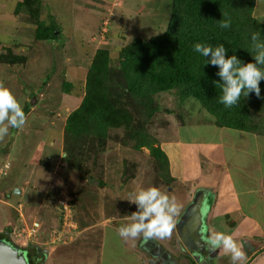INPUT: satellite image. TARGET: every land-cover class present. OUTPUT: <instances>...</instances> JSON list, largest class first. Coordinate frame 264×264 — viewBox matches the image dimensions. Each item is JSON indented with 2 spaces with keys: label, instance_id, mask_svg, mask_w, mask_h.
<instances>
[{
  "label": "rangeland",
  "instance_id": "rangeland-1",
  "mask_svg": "<svg viewBox=\"0 0 264 264\" xmlns=\"http://www.w3.org/2000/svg\"><path fill=\"white\" fill-rule=\"evenodd\" d=\"M21 1L0 0V54L10 50L25 58L18 64L0 62V81L12 91L27 118L19 129L7 121L0 125L9 128L0 140V235L13 250L32 248L42 257L38 264H166L153 256L154 247L164 251L171 264H194L176 233L177 219L194 199L188 191L203 183L212 185L222 168L220 181L234 182L237 201L245 203L244 174L257 167L258 147L251 137L257 134L227 128L219 134L213 117L196 99L189 97L179 104L177 94L170 91L154 97L161 109L146 125L161 149L160 143L172 144L166 145L168 175L159 173L146 148L135 150L122 129L111 131L97 154L86 150L84 142L65 144V118L81 103L87 66L96 49H108L111 66H116L119 50L133 38L158 36L166 29L171 0H82L90 11L75 23L72 7L66 14V7L39 0V21L54 22L59 31L50 41H35V22L24 12L15 15ZM128 7L135 13L119 17L118 12ZM64 83H70L69 93L63 91ZM261 119L264 125V113ZM67 147L74 154L81 150L82 154L77 153L85 159L82 171L66 167ZM192 182L198 185L191 187ZM151 186L174 197L179 207L171 236L122 238L119 228L132 223L129 217L140 210L132 201L141 189ZM66 199L70 214L64 220L61 204ZM220 201L225 211L227 200ZM225 220V216L217 217L213 229L226 234L235 231L225 227ZM34 223L39 225L38 233L27 239L20 231ZM126 240L130 250L123 247Z\"/></svg>",
  "mask_w": 264,
  "mask_h": 264
},
{
  "label": "trees",
  "instance_id": "trees-1",
  "mask_svg": "<svg viewBox=\"0 0 264 264\" xmlns=\"http://www.w3.org/2000/svg\"><path fill=\"white\" fill-rule=\"evenodd\" d=\"M39 2L22 0L16 4L14 13L24 12L35 22V41L54 40L59 31L54 22L45 25L39 21ZM255 2L171 0L166 29L158 36L133 38L119 50L116 66H111L108 49H96L87 66L81 103L65 119V144L68 146L69 141L76 145L84 142L86 150L93 149L97 154L104 149L110 132L122 129L125 137L134 143L133 148H146L159 173L168 175L167 155L157 140L147 133L146 125L161 109L154 97L170 91L177 94L179 104L189 97L196 99L213 117L218 128L263 135V118H259L264 113V79L260 81L259 97L254 93L246 98L242 95L237 105L225 107L219 102L225 83L217 75L219 66L209 63L210 54L202 56L194 49L197 43L213 48L223 44L225 58L235 55L242 64L254 63V56L259 51L256 45L264 43V23L253 15ZM225 19L230 20L229 28L220 27V22ZM256 31L260 35L257 41H253L251 34ZM8 51L0 54V62H25L23 56ZM257 66L264 70V65ZM70 86V83H64L63 91L69 93ZM78 151L81 152L77 149L74 154L67 147L64 163L80 172L85 159ZM164 181L169 184L171 179L167 177ZM2 247L16 251L0 235ZM18 256L29 264H38L42 260L32 248L18 251Z\"/></svg>",
  "mask_w": 264,
  "mask_h": 264
},
{
  "label": "clouds",
  "instance_id": "clouds-1",
  "mask_svg": "<svg viewBox=\"0 0 264 264\" xmlns=\"http://www.w3.org/2000/svg\"><path fill=\"white\" fill-rule=\"evenodd\" d=\"M221 28H229L230 20H222ZM259 31L252 32L251 39L257 41ZM259 51L254 56V63L242 64L235 55L225 58L226 49L223 44L213 48L208 45L197 43L194 46L196 52L202 56L211 55L209 63L219 66L217 75L225 82L222 87L223 95L219 102L225 107L231 108L237 105L241 96L245 98L254 93L257 97L261 94L260 81L264 79V70L257 65H264V43L256 45ZM26 116L21 104L17 101L12 91L0 81V125L5 121L14 128H22L26 123ZM8 127H0V140L8 134ZM134 202L140 209L133 212L129 219L133 221L127 225H122L118 232L122 238H136L141 234L144 238H168L171 236L175 226L174 217L179 212V207L175 198H170L168 194L162 192L156 186L141 189L135 196ZM206 244L208 251H215L221 247L225 253L231 254L233 264L245 259V252L242 245L234 239V234L217 232L211 236Z\"/></svg>",
  "mask_w": 264,
  "mask_h": 264
},
{
  "label": "crops",
  "instance_id": "crops-1",
  "mask_svg": "<svg viewBox=\"0 0 264 264\" xmlns=\"http://www.w3.org/2000/svg\"><path fill=\"white\" fill-rule=\"evenodd\" d=\"M40 1L42 2L44 0H40ZM49 1L50 2L53 1V3L56 4L55 7L57 6V8L65 10L63 6L66 7L68 10L65 11L66 14H69V11L72 12V8H73V14L71 16L74 19V23L75 20L77 19L82 21L83 18L81 17V14H88V12L90 11L89 4L87 2L82 3V0L81 1L49 0ZM47 2L48 0L44 3ZM86 4H88V6ZM122 8L125 9V5ZM132 12L135 13L133 9H130V7H128L126 8V11L123 10V12L121 11L118 12L119 13L118 16L122 18L123 13H127L129 18L130 15H132ZM253 15L260 22L264 23V0H256ZM134 17L136 16H133V18ZM120 21L121 20H119V22ZM74 23H72L73 26L75 25ZM215 129L219 131L218 132L219 134H223L224 131L226 130V128H218L216 126ZM235 132L238 133V131ZM251 137L257 142L258 159L256 160L255 163L257 167L254 169V172L249 171L248 173L245 171L244 174L245 177L243 182L245 185L244 187L245 189H243L244 191L243 193L246 196L245 203L243 201L241 202L237 201L238 198L237 197L238 195L236 193L237 188L233 185L234 182L232 183L231 181H220L221 179L220 176L221 174H223L222 168L220 170L221 171L220 176L218 177V179L217 178L214 179L213 181L214 183L212 185L210 184L205 185L203 183V185L197 186L195 188H192V190L188 191V193H190L188 194V196L191 195L192 198H194L195 195L198 193L204 194L206 207L208 206V208H206L203 217L204 226H205L204 232L205 235L207 236V239H209L211 236L217 233V231H215V229H213L214 227L212 226L215 219L221 215L226 217L225 227L234 228L235 231H230V232L228 231L227 234H234V239L237 241L238 244L242 245V250L245 252V259L243 261H238L237 264H264V135H258V136L253 135ZM160 145L162 146V150L165 152L168 158V152H167L168 147L166 145H172V144L160 143ZM48 159L50 160V162H52L50 155L48 156ZM214 165L216 166L218 164H214ZM169 170H170V166H169ZM252 179L254 181L253 184L251 183ZM200 180H202V178H200ZM194 184L196 183L192 182V184L190 183V186L192 187V185ZM221 198H225V200H227V207L224 209L225 211H222L221 209V204L224 201L222 200L221 202L220 201ZM233 201L236 202L232 203ZM191 202L192 200L189 202V204ZM180 218L177 219V223H176L177 226ZM210 224H212L211 227ZM129 244L130 243L127 240L124 241L123 242L124 249L130 250L131 248ZM180 245H182V243ZM180 245H179V252L182 251ZM100 255H101V249H100ZM135 255L138 258L137 252L135 253ZM204 256L205 258H203L202 260L199 259L197 260L195 256H193V258L191 259L193 260L194 264H233L231 259V254L225 253L222 246L216 248L215 251H211V252L207 251L206 254H204ZM179 262L181 264H185L184 262L182 263V261ZM137 264H140V262L138 261Z\"/></svg>",
  "mask_w": 264,
  "mask_h": 264
},
{
  "label": "water",
  "instance_id": "water-1",
  "mask_svg": "<svg viewBox=\"0 0 264 264\" xmlns=\"http://www.w3.org/2000/svg\"><path fill=\"white\" fill-rule=\"evenodd\" d=\"M18 192L15 191L16 194ZM205 207L204 194L198 193L179 220L177 234L180 242L187 249L196 246L200 252L204 251L205 241L203 240L202 229L204 228L203 213L206 211ZM0 264H27V262L23 257L18 256L17 250L12 252L9 248L2 247L0 248Z\"/></svg>",
  "mask_w": 264,
  "mask_h": 264
},
{
  "label": "flooded vegetation",
  "instance_id": "flooded-vegetation-1",
  "mask_svg": "<svg viewBox=\"0 0 264 264\" xmlns=\"http://www.w3.org/2000/svg\"><path fill=\"white\" fill-rule=\"evenodd\" d=\"M206 208H208V206L205 207V210H206ZM204 213H203V217H204ZM203 224H204V221H203ZM204 228H205V226H204ZM204 228L202 229V231H203L202 232V236H203V240L205 241V248H204L203 252H200L198 247H196V246L195 247H191L190 249H187V248L184 247L188 251L187 253H189V257L195 256L197 258V260L198 259L202 260L203 258H205L204 254H206V252L208 251V247H209V245L206 244V241L208 239H207V236L205 235ZM153 249L154 250H152L151 252H153V254L156 253V255H153V256H157L158 255L160 257V259H163V261L166 262V264H171L168 255L164 251H162V250L160 251L159 249H157V247H154ZM27 264H29V263L27 262Z\"/></svg>",
  "mask_w": 264,
  "mask_h": 264
},
{
  "label": "built area",
  "instance_id": "built-area-1",
  "mask_svg": "<svg viewBox=\"0 0 264 264\" xmlns=\"http://www.w3.org/2000/svg\"><path fill=\"white\" fill-rule=\"evenodd\" d=\"M104 25V27H106L107 26V23L106 24H103ZM106 32V30L104 31L103 29H102V32H101V34H103V33H105ZM68 200L66 199L65 200V202H62V211L64 210V220H67V218L69 217V214H70V206L68 207V205H67V202ZM23 229H21V231H20V233H22V235L24 236V237H26L27 239H29V238H35L36 237V235H37V233H38V230H39V225L38 224H36V223H34L33 224V227L31 228V229H25L24 231H22Z\"/></svg>",
  "mask_w": 264,
  "mask_h": 264
}]
</instances>
